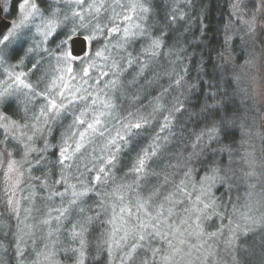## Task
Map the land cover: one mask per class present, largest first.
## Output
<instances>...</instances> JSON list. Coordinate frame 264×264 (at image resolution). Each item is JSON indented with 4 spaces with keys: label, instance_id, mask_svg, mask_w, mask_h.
Returning a JSON list of instances; mask_svg holds the SVG:
<instances>
[{
    "label": "clouds",
    "instance_id": "clouds-1",
    "mask_svg": "<svg viewBox=\"0 0 264 264\" xmlns=\"http://www.w3.org/2000/svg\"><path fill=\"white\" fill-rule=\"evenodd\" d=\"M240 2L214 54L253 110L233 146L238 132L184 123L205 61L191 46L207 43L185 0H31L18 59L0 41V98L28 100L0 108V264H252L236 239L264 229V0L251 20Z\"/></svg>",
    "mask_w": 264,
    "mask_h": 264
},
{
    "label": "trees",
    "instance_id": "trees-1",
    "mask_svg": "<svg viewBox=\"0 0 264 264\" xmlns=\"http://www.w3.org/2000/svg\"><path fill=\"white\" fill-rule=\"evenodd\" d=\"M227 2L228 0H192L191 5H189L185 0V3L180 5L185 10L191 8L192 14L196 16L195 23L197 27L193 32V37L199 34L201 16H203L204 24L207 25L204 29V35L201 37V41H207V43L198 42L191 46L205 57L204 71H196L197 61L194 58L190 69L191 75L188 79L190 83H195L197 87L192 88L190 91L187 88L185 89L186 92H189L185 104L191 108V111L187 112L184 123L194 130L219 126L221 133L229 132L232 129L237 132L226 122L222 123L220 121L218 124L219 114L229 116L233 112L232 107L229 106L234 105L229 96L231 90L230 79L224 76L220 57L218 59L214 57V54L223 48L221 32L228 16ZM183 23L181 22L182 25ZM187 35L185 33V37ZM179 46L177 44V47ZM5 111L15 116L13 110L7 106H5ZM222 120L224 121L225 118ZM236 138L230 137L226 143L233 144ZM216 154L218 153H209L206 157L207 161L215 163ZM224 161L225 158L220 159V163Z\"/></svg>",
    "mask_w": 264,
    "mask_h": 264
},
{
    "label": "rangeland",
    "instance_id": "rangeland-1",
    "mask_svg": "<svg viewBox=\"0 0 264 264\" xmlns=\"http://www.w3.org/2000/svg\"><path fill=\"white\" fill-rule=\"evenodd\" d=\"M22 3H24V0H0V5L2 7V13L0 15L6 18L5 20L11 22L10 26L3 28L2 33L0 35V41L3 42V47L9 52V59H18V57H13L11 55L12 50L20 44L21 40L28 37L29 34L32 32V25H29L27 21L19 28H17V25L19 24L24 14L23 10H21V8L19 7ZM234 3L235 0H228L227 2L228 16L224 26L222 27V38L226 35H231L234 31H236V26L241 25V20L238 17L232 15V5ZM256 5L257 0H241V2L239 3V7L241 9L246 10L249 20L252 19L251 9L254 8ZM1 16L0 21L2 19ZM30 18L31 17H29L28 19ZM233 20L235 22L234 25L231 24V21ZM243 31L244 28L240 27L239 32H237V34L233 37V51H236V49L239 48L240 51L246 52L247 50H250L253 47L252 44L247 42V39L241 40L240 33ZM6 36L9 37L7 40L4 39V37ZM222 44V49H226L227 45L223 42ZM220 61V64L222 63L221 66H223L222 70L224 76L229 78L231 68L230 61L226 60L223 56L220 57ZM229 96L234 103V105L231 106L233 112L229 116H222L221 114H219L218 124L220 121L222 123L226 122L230 125V127L236 129V131L240 134L239 137L236 138L235 143L231 144L235 146V144L238 142V139L244 138V133L248 130V125L251 123L249 116L252 115L253 110L249 107L250 102L246 98H243L242 95L233 92L232 89L230 90ZM27 103L28 100L25 96V90L23 89H16L15 91H13L12 94L0 98V108L5 111V106H7L9 109L13 110L15 116L17 117L23 115V109ZM223 118H225L224 121L222 120ZM262 130H264V128L257 129V132H260ZM231 131L235 130L232 129ZM4 136L5 131L3 128H0V140H3ZM7 144L9 146H15L16 142L11 137H9ZM0 147H3V145H0ZM217 153L218 154L216 155L220 156L221 159H224L227 156V153ZM224 163H226V159L224 162H221V164ZM254 211L256 217H259L261 221L264 222V206L257 205L255 206ZM2 213L3 210L0 209V220H10L9 217L3 215ZM3 238V231L0 230V239ZM236 243L237 245L244 246L251 251L252 256L254 257L252 264H262V261H264V229L254 230L250 232L247 236L243 234H238Z\"/></svg>",
    "mask_w": 264,
    "mask_h": 264
},
{
    "label": "snow or ice",
    "instance_id": "snow-or-ice-1",
    "mask_svg": "<svg viewBox=\"0 0 264 264\" xmlns=\"http://www.w3.org/2000/svg\"><path fill=\"white\" fill-rule=\"evenodd\" d=\"M21 10H23V17L21 18L19 24L17 25V28H19L21 25H23L28 18L34 13L35 11V4L31 3V0H24V3L20 4L19 6ZM11 35V34H10ZM9 37H4L5 40H7Z\"/></svg>",
    "mask_w": 264,
    "mask_h": 264
},
{
    "label": "water",
    "instance_id": "water-1",
    "mask_svg": "<svg viewBox=\"0 0 264 264\" xmlns=\"http://www.w3.org/2000/svg\"><path fill=\"white\" fill-rule=\"evenodd\" d=\"M2 13V7H1V5H0V14ZM1 16V15H0ZM7 25H9V24H7V23H5V21H2L1 22V24H0V35H1V33H2V30H3V28H5V27H8ZM70 43H71V41H70ZM79 41H77V47H79Z\"/></svg>",
    "mask_w": 264,
    "mask_h": 264
},
{
    "label": "flooded vegetation",
    "instance_id": "flooded-vegetation-1",
    "mask_svg": "<svg viewBox=\"0 0 264 264\" xmlns=\"http://www.w3.org/2000/svg\"><path fill=\"white\" fill-rule=\"evenodd\" d=\"M1 18H2V19H1V21H0V24H1L2 21H6V20H5L6 18H4V17H2V16H1ZM8 26H10V25H8Z\"/></svg>",
    "mask_w": 264,
    "mask_h": 264
},
{
    "label": "bare ground",
    "instance_id": "bare-ground-1",
    "mask_svg": "<svg viewBox=\"0 0 264 264\" xmlns=\"http://www.w3.org/2000/svg\"><path fill=\"white\" fill-rule=\"evenodd\" d=\"M5 23H7V24H9V25L11 24V22H10V21H8V20H6V21H5ZM7 26H8V25H7Z\"/></svg>",
    "mask_w": 264,
    "mask_h": 264
}]
</instances>
